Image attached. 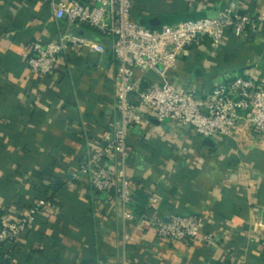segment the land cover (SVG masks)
I'll use <instances>...</instances> for the list:
<instances>
[{
  "label": "crops",
  "instance_id": "1",
  "mask_svg": "<svg viewBox=\"0 0 264 264\" xmlns=\"http://www.w3.org/2000/svg\"><path fill=\"white\" fill-rule=\"evenodd\" d=\"M51 1L2 0L0 6V213L48 197L116 118L115 61L107 41L99 39L101 52L67 49L43 80L27 69L30 44L55 41L65 28L64 20L55 21ZM230 1L245 2L251 12L264 9V0H132L131 18L157 29L215 16ZM78 34L93 39L87 29ZM235 76L264 81V23L251 37L228 33L217 47L194 45L166 79L202 97ZM134 79L140 88L162 82L152 70L135 71ZM143 119L148 122L130 127L127 140V173L136 185L128 242L122 243L114 197L92 200L78 182L55 195L53 210L39 214L34 229L11 245L10 264H264V135L240 125L234 137L200 138ZM170 210L196 217L212 243L158 240L142 219Z\"/></svg>",
  "mask_w": 264,
  "mask_h": 264
},
{
  "label": "built area",
  "instance_id": "2",
  "mask_svg": "<svg viewBox=\"0 0 264 264\" xmlns=\"http://www.w3.org/2000/svg\"><path fill=\"white\" fill-rule=\"evenodd\" d=\"M49 6L55 21L64 20L66 25L55 41L38 38L30 44L25 65L36 79L51 75L67 49L85 48L94 52L104 49L98 38L78 34L84 29L108 42L115 61L116 118L108 123L96 145L86 146L79 165L67 169L63 179L65 189L82 183L89 189L92 200L96 196L114 197L125 245L129 240L128 223L133 219L131 205L136 189L127 173L131 155L128 132L130 127L148 122L143 116L165 123L171 132L187 129L200 138L234 137L240 125L264 135V81L235 76L198 97L190 90L175 88L166 79L194 45L206 42L214 48L228 33L236 39L257 34L264 23V9L251 12L246 10L245 2L230 1L215 16L149 29L131 18L132 0H55ZM150 70L162 82L140 88L134 72L143 74ZM149 202L157 204L158 200L150 198ZM54 203L53 199L42 198L22 210L0 213V251L32 231L38 215L52 211ZM142 220L154 230L158 240L171 245L213 241L211 235L202 231L196 217L175 210L164 217ZM4 258L10 259L8 255Z\"/></svg>",
  "mask_w": 264,
  "mask_h": 264
},
{
  "label": "trees",
  "instance_id": "3",
  "mask_svg": "<svg viewBox=\"0 0 264 264\" xmlns=\"http://www.w3.org/2000/svg\"><path fill=\"white\" fill-rule=\"evenodd\" d=\"M184 20H188V19H184ZM90 34H91V36L100 39L94 33L90 32ZM50 190H51V194L48 193L49 194L48 197L44 195L42 198H44V199H53L54 196L57 195L59 192H63L64 193L65 190H66L65 189V179L59 180L58 183L54 184V187L52 189L50 188ZM42 198H38V199H42ZM55 198H57V197H55ZM136 211L138 213H142L143 212V207L142 206H137L136 207ZM26 233H29V232H26ZM12 244H9V245L5 246L0 251V264H10V259H5L4 256L9 254V248L11 247ZM9 258H10V256H9Z\"/></svg>",
  "mask_w": 264,
  "mask_h": 264
},
{
  "label": "water",
  "instance_id": "4",
  "mask_svg": "<svg viewBox=\"0 0 264 264\" xmlns=\"http://www.w3.org/2000/svg\"><path fill=\"white\" fill-rule=\"evenodd\" d=\"M161 24H163V21H161V20H154L153 21V25H155V26H159V25H161ZM93 38H95V37H93ZM96 39V38H95ZM205 143H209V141L206 139L205 140Z\"/></svg>",
  "mask_w": 264,
  "mask_h": 264
}]
</instances>
